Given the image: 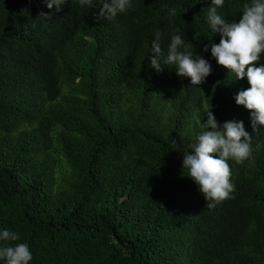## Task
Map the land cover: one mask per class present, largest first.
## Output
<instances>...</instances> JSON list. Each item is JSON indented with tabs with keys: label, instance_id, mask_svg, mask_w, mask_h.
I'll list each match as a JSON object with an SVG mask.
<instances>
[{
	"label": "trees",
	"instance_id": "1",
	"mask_svg": "<svg viewBox=\"0 0 264 264\" xmlns=\"http://www.w3.org/2000/svg\"><path fill=\"white\" fill-rule=\"evenodd\" d=\"M131 3L97 19L99 0H0V231L28 244L29 264H264V127L235 102L246 76L211 55V0ZM246 3L217 12L239 22ZM157 30L165 56L179 34L210 62L204 83L151 67ZM210 109L243 121L253 152L228 160L235 191L208 209L183 153Z\"/></svg>",
	"mask_w": 264,
	"mask_h": 264
},
{
	"label": "clouds",
	"instance_id": "2",
	"mask_svg": "<svg viewBox=\"0 0 264 264\" xmlns=\"http://www.w3.org/2000/svg\"><path fill=\"white\" fill-rule=\"evenodd\" d=\"M66 0H45L48 9L60 11V6ZM81 5H90L92 0H79ZM224 0H211L207 11V21L214 32L220 35L219 43L211 44V55L218 65L228 72L234 73L237 80L247 78L250 85L241 89L234 97L237 105L244 106L250 111L253 132L264 127V64L256 66L264 53V0H252L244 4L242 17L239 22L229 23L218 14ZM97 19H112L120 13L132 9L131 0H99ZM54 13H40L51 17ZM169 14L176 15V9L170 8ZM179 32V29H176ZM162 33L157 30L151 43L149 57L151 67L161 71V63L174 68L180 77H189L192 85H201L212 72V65L203 56L196 55L190 50L179 34L171 36L166 56L162 50ZM198 35V34H196ZM195 38V35H194ZM208 51V46L204 47ZM207 129L201 132L196 141L188 145L183 153V169L188 170L190 177L204 194L207 208H214L216 203L232 198L235 185L231 181L230 158L238 163L252 156V135L245 130L243 121H226L221 126L213 112L206 111ZM218 154V158H217ZM20 235L15 231L4 229L0 231V260L6 264H29L32 253L26 243L19 241Z\"/></svg>",
	"mask_w": 264,
	"mask_h": 264
}]
</instances>
